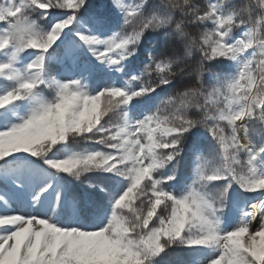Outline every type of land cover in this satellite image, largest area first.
Instances as JSON below:
<instances>
[{"label":"snow or ice","instance_id":"6c2138e0","mask_svg":"<svg viewBox=\"0 0 264 264\" xmlns=\"http://www.w3.org/2000/svg\"><path fill=\"white\" fill-rule=\"evenodd\" d=\"M184 254L264 264V0H0V264Z\"/></svg>","mask_w":264,"mask_h":264},{"label":"trees","instance_id":"16d2710c","mask_svg":"<svg viewBox=\"0 0 264 264\" xmlns=\"http://www.w3.org/2000/svg\"><path fill=\"white\" fill-rule=\"evenodd\" d=\"M175 257H173V259H174ZM183 259L185 260V261H187V262H189V264H191V261H193L194 259H195V257L194 256H190V255H188V254H184L183 255Z\"/></svg>","mask_w":264,"mask_h":264}]
</instances>
